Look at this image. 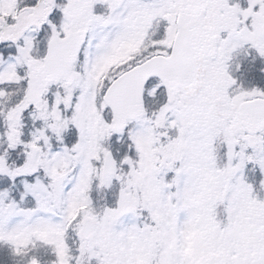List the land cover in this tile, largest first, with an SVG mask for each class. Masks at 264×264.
<instances>
[{
  "label": "snow or ice",
  "instance_id": "1",
  "mask_svg": "<svg viewBox=\"0 0 264 264\" xmlns=\"http://www.w3.org/2000/svg\"><path fill=\"white\" fill-rule=\"evenodd\" d=\"M0 264H264V0H0Z\"/></svg>",
  "mask_w": 264,
  "mask_h": 264
}]
</instances>
